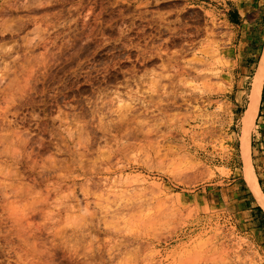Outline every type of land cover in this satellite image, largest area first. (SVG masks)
<instances>
[{"label": "rangeland", "instance_id": "rangeland-1", "mask_svg": "<svg viewBox=\"0 0 264 264\" xmlns=\"http://www.w3.org/2000/svg\"><path fill=\"white\" fill-rule=\"evenodd\" d=\"M263 48L264 0H0V264H264Z\"/></svg>", "mask_w": 264, "mask_h": 264}, {"label": "bare ground", "instance_id": "bare-ground-1", "mask_svg": "<svg viewBox=\"0 0 264 264\" xmlns=\"http://www.w3.org/2000/svg\"><path fill=\"white\" fill-rule=\"evenodd\" d=\"M263 78H264V48H263V52L259 60V64L257 65V69L252 79V83H251L252 85L250 89L251 92L249 95V102L247 105V109L244 113V116L242 117V121L244 124V125L242 124L243 126H245V124L250 125L253 122V117L257 114ZM244 131H247V130L245 129L243 130V132ZM245 133L246 132H244V134ZM241 142H242L241 156L243 159L242 166H243V173H244L243 177L246 183L248 184L249 190L252 193L254 199L264 210V194L262 193L258 185V182L255 178L254 170L251 165V160L249 157V145L247 143L248 141L246 140L244 135L242 136Z\"/></svg>", "mask_w": 264, "mask_h": 264}, {"label": "crops", "instance_id": "crops-1", "mask_svg": "<svg viewBox=\"0 0 264 264\" xmlns=\"http://www.w3.org/2000/svg\"><path fill=\"white\" fill-rule=\"evenodd\" d=\"M241 3H242V1L239 2L240 6H241ZM240 6H238V8L234 7L227 14L228 20L234 24H237V22H240L241 21L240 18H242V15L244 14L243 8H241ZM256 180H257V178H256ZM257 182H258V180H257ZM258 185H259V183H258ZM256 203H257V201H256ZM257 206L261 209V211H258L255 208V206L251 207V205H250L244 211V215L246 216V218L249 217V219H248L249 221L253 222V224H251V223L250 224L254 227V231L257 234L258 243L260 246H262V253H264V210L262 209V207L258 203H257Z\"/></svg>", "mask_w": 264, "mask_h": 264}]
</instances>
